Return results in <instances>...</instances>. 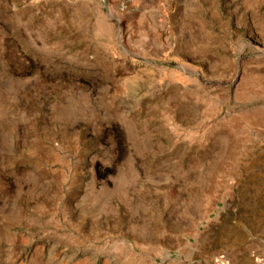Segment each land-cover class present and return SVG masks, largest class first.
<instances>
[{
    "label": "rangeland",
    "instance_id": "374dc122",
    "mask_svg": "<svg viewBox=\"0 0 264 264\" xmlns=\"http://www.w3.org/2000/svg\"><path fill=\"white\" fill-rule=\"evenodd\" d=\"M105 1L0 0V264L264 231V0Z\"/></svg>",
    "mask_w": 264,
    "mask_h": 264
},
{
    "label": "built area",
    "instance_id": "2783aa9c",
    "mask_svg": "<svg viewBox=\"0 0 264 264\" xmlns=\"http://www.w3.org/2000/svg\"><path fill=\"white\" fill-rule=\"evenodd\" d=\"M233 224L239 226L241 235L217 244L209 217L203 218L197 236L187 238L178 250L158 242L136 243L116 237L113 252L101 254L98 264H264V231Z\"/></svg>",
    "mask_w": 264,
    "mask_h": 264
},
{
    "label": "bare ground",
    "instance_id": "6f19581e",
    "mask_svg": "<svg viewBox=\"0 0 264 264\" xmlns=\"http://www.w3.org/2000/svg\"><path fill=\"white\" fill-rule=\"evenodd\" d=\"M108 12H109V6H108ZM111 17H113V19H114V21L119 25V27H120V20L116 17V16H114L113 14L111 15ZM121 30V29H120ZM119 33V41L122 43L121 45H123V47L125 48V50L127 51V47H126V45H125V42L123 41V37H122V32H118ZM248 43V42H247ZM257 43H259V45H264L262 42H258L257 41ZM248 44H250V42L248 43ZM243 47V46H242ZM241 47V48H242Z\"/></svg>",
    "mask_w": 264,
    "mask_h": 264
},
{
    "label": "water",
    "instance_id": "95a60500",
    "mask_svg": "<svg viewBox=\"0 0 264 264\" xmlns=\"http://www.w3.org/2000/svg\"><path fill=\"white\" fill-rule=\"evenodd\" d=\"M103 1H104V3H105L106 7L108 8V5H107L106 1H105V0H103Z\"/></svg>",
    "mask_w": 264,
    "mask_h": 264
}]
</instances>
